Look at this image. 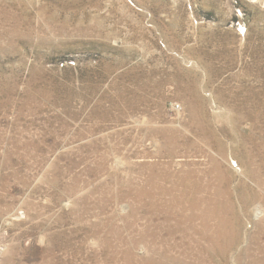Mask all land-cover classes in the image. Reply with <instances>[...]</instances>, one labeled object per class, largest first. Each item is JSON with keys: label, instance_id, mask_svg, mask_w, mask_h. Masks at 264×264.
<instances>
[{"label": "rangeland", "instance_id": "374dc122", "mask_svg": "<svg viewBox=\"0 0 264 264\" xmlns=\"http://www.w3.org/2000/svg\"><path fill=\"white\" fill-rule=\"evenodd\" d=\"M0 264H264V0H0Z\"/></svg>", "mask_w": 264, "mask_h": 264}, {"label": "bare ground", "instance_id": "6f19581e", "mask_svg": "<svg viewBox=\"0 0 264 264\" xmlns=\"http://www.w3.org/2000/svg\"><path fill=\"white\" fill-rule=\"evenodd\" d=\"M184 205V204H183ZM259 216V215H258ZM213 234V233H212ZM207 239V238H206Z\"/></svg>", "mask_w": 264, "mask_h": 264}]
</instances>
